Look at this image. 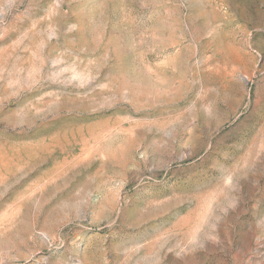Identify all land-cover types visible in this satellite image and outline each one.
Segmentation results:
<instances>
[{
    "label": "rangeland",
    "instance_id": "374dc122",
    "mask_svg": "<svg viewBox=\"0 0 264 264\" xmlns=\"http://www.w3.org/2000/svg\"><path fill=\"white\" fill-rule=\"evenodd\" d=\"M0 264H264V0H0Z\"/></svg>",
    "mask_w": 264,
    "mask_h": 264
}]
</instances>
